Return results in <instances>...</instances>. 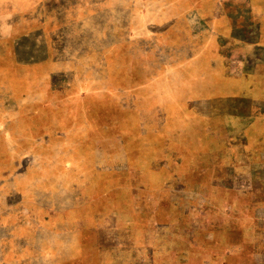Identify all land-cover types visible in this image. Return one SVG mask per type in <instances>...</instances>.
Instances as JSON below:
<instances>
[{
  "label": "rangeland",
  "instance_id": "rangeland-1",
  "mask_svg": "<svg viewBox=\"0 0 264 264\" xmlns=\"http://www.w3.org/2000/svg\"><path fill=\"white\" fill-rule=\"evenodd\" d=\"M0 264H264V0H0Z\"/></svg>",
  "mask_w": 264,
  "mask_h": 264
},
{
  "label": "crops",
  "instance_id": "crops-1",
  "mask_svg": "<svg viewBox=\"0 0 264 264\" xmlns=\"http://www.w3.org/2000/svg\"><path fill=\"white\" fill-rule=\"evenodd\" d=\"M232 32H234V34H237L238 30L233 28Z\"/></svg>",
  "mask_w": 264,
  "mask_h": 264
}]
</instances>
